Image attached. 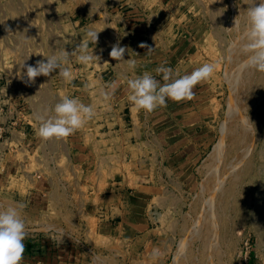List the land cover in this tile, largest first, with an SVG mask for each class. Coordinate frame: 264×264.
Wrapping results in <instances>:
<instances>
[{"label": "rangeland", "instance_id": "rangeland-1", "mask_svg": "<svg viewBox=\"0 0 264 264\" xmlns=\"http://www.w3.org/2000/svg\"><path fill=\"white\" fill-rule=\"evenodd\" d=\"M249 4L250 0H0V207L25 205L23 243H30L34 255L24 256L21 264H153V247L137 232L133 238L134 231L126 228L134 221L140 232L146 222L155 233L164 221L176 230L170 256L156 264H264V72L244 67ZM150 11L158 16L152 21L154 31L165 38H156L159 46L148 52L145 69L161 84L162 75L153 72L160 65L181 76L204 63L215 65L214 75L194 87L193 99L167 100L166 107L145 116L152 147L164 139L162 128L168 137L178 133L205 147L196 165V189L190 196H168L167 210L173 213L166 219L161 213L160 219L164 205L160 211L157 194L139 191L141 185L156 183L157 162L152 160L151 168L145 165L144 174L136 173L142 166L133 156L130 163H119L116 172L108 173L109 167L103 166V185L114 177L124 181L123 207L97 215L88 207L82 214L79 198L70 197L79 188L65 158L69 137L41 139L38 117H47L62 96L81 95L96 115L71 135L72 142L89 144L98 130L104 132V142L110 139V124L119 123L113 116L114 93L104 100L100 90L124 77L127 63L113 60L109 53L119 44L126 48L124 60L135 51L138 61V40L132 32L141 28ZM89 29L99 32L97 42L89 44L99 62L83 65L70 57V83L59 70L27 82V66L46 62L47 56L64 49L71 53L87 39ZM127 92L120 87L119 95ZM118 137L121 142L122 135ZM50 145L59 149L55 152ZM92 200L87 198L88 203ZM241 251L248 252L246 262Z\"/></svg>", "mask_w": 264, "mask_h": 264}, {"label": "crops", "instance_id": "crops-1", "mask_svg": "<svg viewBox=\"0 0 264 264\" xmlns=\"http://www.w3.org/2000/svg\"><path fill=\"white\" fill-rule=\"evenodd\" d=\"M152 13L153 11H150L148 18L143 19L144 23H142V25L138 24L141 26L140 29H136V32H132L133 35L135 34L132 38L138 40L136 43L139 51L137 68L135 70H130L126 65L125 73L122 72L124 77H116L113 81L117 85L113 92L114 95L112 96V107H114L113 116L117 118V121L119 120V123L115 122L114 124H110V129L107 132L110 133V139H106L104 142V132L98 130L94 132L96 135L95 139L89 144L86 141L72 142V136L70 135L69 144L67 143V145H64L65 158L68 160V165H70L69 174L75 177V184L79 188L76 194L71 192L72 196L70 197L74 198V196H76L79 198L78 204L81 207L82 214L88 210V207L90 210L92 208L94 209L91 211L95 213V215H97V213L102 214L103 212L112 213L115 210L117 211L118 206L123 207L120 200L122 196L127 193L123 186L124 181L120 182L117 177H114L113 179H106V184L103 185V166L107 165L109 167L108 173L116 172L119 163L124 166L133 160V156H135V160H137L135 164L140 167L142 166V170H138L136 173L144 174L145 165L146 167H150L152 160L157 162L159 172L154 173V176L156 175L157 177L156 183L153 185H141L139 191L142 193L157 194L160 211L164 205V211L160 212V219L163 214L166 219L169 213H173L171 210H167L168 196L175 195V193L181 197L190 196L194 190L193 188L196 189L197 180L194 176L196 165L202 153H204L205 147L200 148V145L196 144V142H192L191 139H189V141L187 137H181L178 133L168 137V135H166L167 129L163 128L162 131L165 133L162 136H164V139H162L160 143H155L154 147H152L150 143L147 142V135H149L150 127L145 122L146 112L143 110L135 111V114L132 115V111L134 110L133 105L127 99L129 94L127 80L134 79L136 76L141 75L146 71L145 66H148L145 65L147 64V56L149 54L148 48H140L139 45L145 43L153 50L155 47L159 46V41H156V38H165V34L162 35L160 33L161 31H154L155 25L152 21L158 20V16L154 17ZM152 17H154V19ZM134 52L135 51L128 55V59L132 58L136 60ZM148 68L149 67H147V69ZM136 71L138 72L137 75ZM120 87L126 89L128 92L119 95ZM115 93H117V95ZM77 97L85 103L83 99L84 96L77 95ZM71 98L75 97L73 96ZM54 106L50 109L48 115L46 114L47 117L51 116ZM122 108L127 111L124 115L121 114V111H123ZM109 116L111 120L114 121V118L111 115ZM123 116L124 118H122ZM126 118H129V120ZM119 134L122 135L120 138L121 142L118 140ZM182 134L188 136L185 135V133ZM113 135H116L115 139ZM51 148L55 152L59 149L57 145H54V147L51 146ZM154 149L157 150L158 153H155ZM74 170L77 171V174L74 173ZM93 176L94 181L91 180ZM171 181L173 183H171ZM172 184L175 185V189L172 187ZM87 198L91 200L95 199V201L92 200L93 202L89 201L88 203ZM99 216L100 215H98V217ZM145 224L146 226L142 232L137 229L138 227L136 226L139 225L136 224L135 221L132 225H126V228L134 231L133 238L137 232L140 234L138 237H144L143 240L145 245L160 249L162 256L159 260L170 256L168 251H170V247L173 246L176 241V230L174 229L171 231V229H168L166 221H164L163 224L159 222L158 233H155L154 229L149 227V223L146 222Z\"/></svg>", "mask_w": 264, "mask_h": 264}, {"label": "clouds", "instance_id": "clouds-1", "mask_svg": "<svg viewBox=\"0 0 264 264\" xmlns=\"http://www.w3.org/2000/svg\"><path fill=\"white\" fill-rule=\"evenodd\" d=\"M246 12V43L242 50L247 54V60L244 67L264 72V0H259L258 4L257 0H250ZM6 31L10 30L6 29ZM98 33V31L89 29L85 33L87 39L83 40L71 53L64 49L58 54L47 56L46 62L38 60L35 66H27L25 73L27 82L34 83L36 77L41 75L48 77L51 73L59 70L58 75L70 83L73 80L71 68L67 66L70 63V57H75L76 61L83 65L99 62L100 58L93 55V51L89 52V44L97 42ZM139 47L148 48L149 52L152 50L145 43H141ZM125 51V47L116 44L112 46L109 55L117 62L125 61L130 70H135L138 62L132 58L124 60ZM153 72L156 76L162 75L163 84L149 71H144L134 79L127 80L129 89L127 99L135 111L143 110L146 113H151L157 108L166 107L167 100L180 102L193 99L195 96L194 87L214 75L215 65L204 63L190 74L183 76L171 67L164 65L156 67ZM116 87L115 82L105 85L101 88L100 95L104 100H109ZM52 111L54 114L51 116L38 117L37 135L45 141L53 138L57 140L68 138L82 129L96 115L91 104L86 105L78 97L71 98L67 95L61 97L60 102L55 104ZM24 207L23 203H20L18 207H0V264H21L22 262L25 250L23 241L27 236L25 221L21 217V210ZM161 256L160 249L153 248L151 252L153 264H156Z\"/></svg>", "mask_w": 264, "mask_h": 264}, {"label": "trees", "instance_id": "trees-1", "mask_svg": "<svg viewBox=\"0 0 264 264\" xmlns=\"http://www.w3.org/2000/svg\"><path fill=\"white\" fill-rule=\"evenodd\" d=\"M29 247H30V243H27V245L25 246V250H24V255H23V257L24 256H33L34 254H32L33 252H30V249H29Z\"/></svg>", "mask_w": 264, "mask_h": 264}, {"label": "built area", "instance_id": "built-area-1", "mask_svg": "<svg viewBox=\"0 0 264 264\" xmlns=\"http://www.w3.org/2000/svg\"><path fill=\"white\" fill-rule=\"evenodd\" d=\"M241 255L244 256V261L246 262L247 261V255H248V252L247 251H241Z\"/></svg>", "mask_w": 264, "mask_h": 264}]
</instances>
